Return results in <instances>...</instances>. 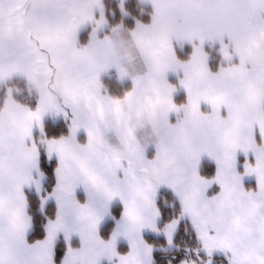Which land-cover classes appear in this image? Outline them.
<instances>
[{"label":"snow or ice","instance_id":"obj_1","mask_svg":"<svg viewBox=\"0 0 264 264\" xmlns=\"http://www.w3.org/2000/svg\"><path fill=\"white\" fill-rule=\"evenodd\" d=\"M0 264H264V0H0Z\"/></svg>","mask_w":264,"mask_h":264}]
</instances>
